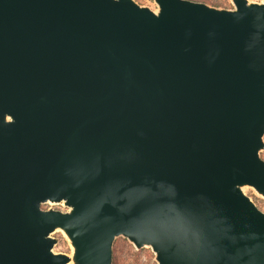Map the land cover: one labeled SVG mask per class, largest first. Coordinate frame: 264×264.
<instances>
[{"label": "water", "instance_id": "1", "mask_svg": "<svg viewBox=\"0 0 264 264\" xmlns=\"http://www.w3.org/2000/svg\"><path fill=\"white\" fill-rule=\"evenodd\" d=\"M153 1L0 0V264H264V0Z\"/></svg>", "mask_w": 264, "mask_h": 264}, {"label": "rangeland", "instance_id": "2", "mask_svg": "<svg viewBox=\"0 0 264 264\" xmlns=\"http://www.w3.org/2000/svg\"><path fill=\"white\" fill-rule=\"evenodd\" d=\"M142 5H147L153 9L156 8V4L153 0H136ZM197 1H203L212 5L220 6V7H226V8H232L233 4L231 0H197ZM258 1V0H256ZM262 158L264 159V150L262 152ZM247 194H249L255 203L258 205V207L264 211V198L258 196L255 191L252 189L247 190ZM54 207L58 209H63L61 205H44L45 208L48 207ZM58 239V244L55 246V250L57 252H71V247L64 237L62 232H57L54 235ZM113 256H114V264H158L155 259V254L152 251L151 248H142L137 249L132 243H130L125 238H118L115 241L114 244V250H113Z\"/></svg>", "mask_w": 264, "mask_h": 264}, {"label": "flooded vegetation", "instance_id": "3", "mask_svg": "<svg viewBox=\"0 0 264 264\" xmlns=\"http://www.w3.org/2000/svg\"><path fill=\"white\" fill-rule=\"evenodd\" d=\"M157 262V261H156Z\"/></svg>", "mask_w": 264, "mask_h": 264}]
</instances>
